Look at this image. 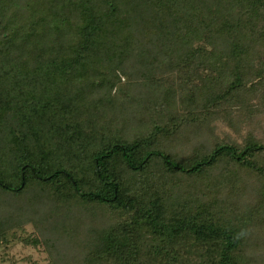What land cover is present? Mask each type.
Here are the masks:
<instances>
[{
	"label": "trees",
	"instance_id": "obj_1",
	"mask_svg": "<svg viewBox=\"0 0 264 264\" xmlns=\"http://www.w3.org/2000/svg\"><path fill=\"white\" fill-rule=\"evenodd\" d=\"M135 1L0 0L1 243L264 264V0Z\"/></svg>",
	"mask_w": 264,
	"mask_h": 264
},
{
	"label": "rangeland",
	"instance_id": "obj_2",
	"mask_svg": "<svg viewBox=\"0 0 264 264\" xmlns=\"http://www.w3.org/2000/svg\"><path fill=\"white\" fill-rule=\"evenodd\" d=\"M125 11L123 17H127L132 11L133 15H137L135 0H124ZM168 23H171L170 21ZM139 30L145 32L147 28L139 24ZM154 30L153 42L157 49L160 48L161 42L159 34L163 32V27L160 24L153 25L150 31ZM149 50V49H148ZM153 53V51H151ZM122 82H127V77L123 76ZM117 87L114 89L116 90ZM99 93V92H98ZM102 94V93H101ZM103 97V94L100 96ZM20 239L14 242L10 248L4 247L3 239L0 237V264H32L30 260H36L39 264L46 263V255L42 253L40 248L34 244V228L28 225L24 230L19 231ZM2 242V243H1ZM28 260V261H27Z\"/></svg>",
	"mask_w": 264,
	"mask_h": 264
}]
</instances>
